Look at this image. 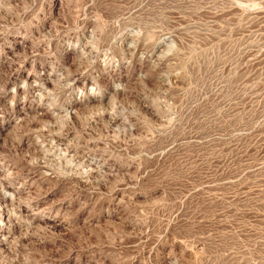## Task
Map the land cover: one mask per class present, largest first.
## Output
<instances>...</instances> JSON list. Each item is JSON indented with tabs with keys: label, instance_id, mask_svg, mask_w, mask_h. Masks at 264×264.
I'll list each match as a JSON object with an SVG mask.
<instances>
[{
	"label": "rangeland",
	"instance_id": "1",
	"mask_svg": "<svg viewBox=\"0 0 264 264\" xmlns=\"http://www.w3.org/2000/svg\"><path fill=\"white\" fill-rule=\"evenodd\" d=\"M0 264H264V0H0Z\"/></svg>",
	"mask_w": 264,
	"mask_h": 264
},
{
	"label": "bare ground",
	"instance_id": "2",
	"mask_svg": "<svg viewBox=\"0 0 264 264\" xmlns=\"http://www.w3.org/2000/svg\"><path fill=\"white\" fill-rule=\"evenodd\" d=\"M28 119H29V118H28ZM36 119L38 120L39 118H36ZM25 120H26V119H25ZM37 120H36V121H37ZM39 120H40V119H39ZM101 120H102V119H101ZM101 120H100V121H101ZM42 121H43V120H42ZM25 122H27V121H25ZM30 123H31V121H30ZM99 123H100V122H99ZM33 124H34V123H33ZM37 125H38V124H37ZM26 126H27V125H26ZM30 126H31V125H30ZM35 126H36V125H35ZM27 127H28V126H27ZM27 127H26V128H27ZM33 128H34V127H33ZM30 131H31V130H30ZM30 131L27 132V133H30ZM27 137H28V136H27ZM33 151H34V150H33ZM35 155H37V154H35ZM69 180H70V179H69ZM72 180H73V179H72ZM77 180H78V179H77ZM75 181H76V180H75Z\"/></svg>",
	"mask_w": 264,
	"mask_h": 264
}]
</instances>
